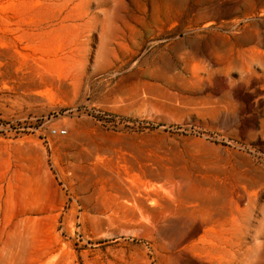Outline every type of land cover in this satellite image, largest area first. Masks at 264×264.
<instances>
[{
	"label": "rangeland",
	"instance_id": "374dc122",
	"mask_svg": "<svg viewBox=\"0 0 264 264\" xmlns=\"http://www.w3.org/2000/svg\"><path fill=\"white\" fill-rule=\"evenodd\" d=\"M0 264H264V0H0Z\"/></svg>",
	"mask_w": 264,
	"mask_h": 264
},
{
	"label": "bare ground",
	"instance_id": "6f19581e",
	"mask_svg": "<svg viewBox=\"0 0 264 264\" xmlns=\"http://www.w3.org/2000/svg\"><path fill=\"white\" fill-rule=\"evenodd\" d=\"M121 247H124V246H121ZM119 253H120V256L123 259H128V258H132L133 259V257H134L133 254L131 252H129L125 247L124 248H120L119 249ZM119 260H121V258Z\"/></svg>",
	"mask_w": 264,
	"mask_h": 264
},
{
	"label": "built area",
	"instance_id": "2783aa9c",
	"mask_svg": "<svg viewBox=\"0 0 264 264\" xmlns=\"http://www.w3.org/2000/svg\"><path fill=\"white\" fill-rule=\"evenodd\" d=\"M61 133H62V134H65L66 131H65L64 129H61Z\"/></svg>",
	"mask_w": 264,
	"mask_h": 264
}]
</instances>
